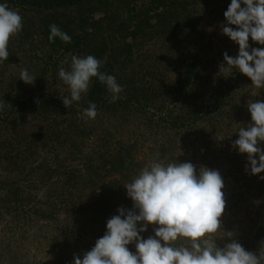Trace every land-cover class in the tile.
Masks as SVG:
<instances>
[{"label":"rangeland","instance_id":"obj_1","mask_svg":"<svg viewBox=\"0 0 264 264\" xmlns=\"http://www.w3.org/2000/svg\"><path fill=\"white\" fill-rule=\"evenodd\" d=\"M48 1L0 0L23 20L0 64V264L82 259L117 209H132L124 185L156 152L165 164L191 162L197 175L202 166L219 171L226 207L215 242L223 248L235 240L255 252L264 241L257 230L264 172H246L247 154L233 142L252 122L248 103L264 101V89L235 68L220 73L224 53L235 58L239 51L222 32L231 0H159L156 8H167L162 19L151 14L139 30L126 18L131 0L116 4L110 22L101 0L55 8ZM52 24L71 42L55 38L60 43L50 46ZM249 45L264 48L251 37ZM73 55H93L105 61L101 69L121 62L114 77L124 90L114 103L110 93L95 119L84 116L87 93L63 105L70 89L58 73ZM22 69L36 77L33 84L20 80ZM258 146L264 150V142ZM155 227L140 235L154 236ZM128 248L136 253L134 243Z\"/></svg>","mask_w":264,"mask_h":264},{"label":"clouds","instance_id":"obj_2","mask_svg":"<svg viewBox=\"0 0 264 264\" xmlns=\"http://www.w3.org/2000/svg\"><path fill=\"white\" fill-rule=\"evenodd\" d=\"M224 16L222 32L238 44L239 51L235 58L224 53L227 66L222 63L220 73H230L235 68L250 78L255 89H264V48L250 49L249 45L250 37L264 45V0H231ZM229 25L236 26V30ZM22 28L21 15L0 4V64L7 61L9 42ZM49 28L50 42L55 38L71 42V37L56 24ZM104 63L93 55H73L69 69H59V78L70 89V98H62L65 108L81 100L93 78L106 85L112 102L119 98L124 89L114 76L100 71ZM35 79L27 69L21 70L20 80L24 83L33 84ZM3 106L0 103V110ZM247 107L252 122L238 130L239 138L233 142V148L247 154L245 171L257 175L264 172V150L258 146L264 142V101L250 102ZM84 116L95 119L97 105L89 102ZM259 178L264 180V176ZM124 187L133 201L132 209L118 208V215L107 221L103 237L82 259L74 254L73 264H261L264 261V241L259 255L246 251L235 240L223 248L217 246L215 241L221 238V217L226 207L224 181L219 171L202 166L197 175L191 162L165 164L156 152L151 163ZM149 225L158 227L154 228V236L144 239L140 234ZM227 234L229 238L233 236L232 232ZM133 243L135 254L128 248Z\"/></svg>","mask_w":264,"mask_h":264},{"label":"trees","instance_id":"obj_3","mask_svg":"<svg viewBox=\"0 0 264 264\" xmlns=\"http://www.w3.org/2000/svg\"><path fill=\"white\" fill-rule=\"evenodd\" d=\"M81 1L82 0H49L46 3L51 4L50 8H55V7H62L64 5H76L78 3H81ZM120 1L121 0H101L99 6L101 9H103L102 12H103V15L105 17V22L113 21V19H114L113 13L116 15V12H115L116 10H114V8L116 7V4H118V2H120ZM161 1H163V0H161ZM161 1H159V0L154 1L153 0V2H150L148 4L146 0H131V8L128 7L126 18H128V17L130 18V14H131V21H133V20L135 21L134 27H137L138 30L141 28V24H142L141 22L142 21H143V24H145V26H146L147 21L149 22V20L152 19L151 14L156 16L155 19H157V22H158V20L162 19L161 16H162V14H164L166 12V9H167V8H164L163 9L164 11H162L161 8L160 9L156 8V7H159L158 5L161 4ZM163 3L165 5L166 1H163ZM35 5H39V4H35ZM40 5H42V4H40ZM125 5L128 6L129 4L125 3ZM50 8L47 7L46 10L50 9ZM160 10H161V12H159ZM109 14H112L113 16H110ZM149 14H150V16H149ZM159 22H161V21H159ZM58 43H60V41H58V40L53 41V42L49 41V45L52 47H54ZM124 46L128 47L127 45H123V47ZM132 49L133 48H131V51H132ZM123 57H126L125 53L123 54ZM118 58L119 57L114 58L113 61L106 63L104 65V68L101 69L100 71H102L108 75L114 76L115 75L114 74L115 65L121 64V62H120V64L117 62ZM120 58H122V54H121ZM114 63H116V64H114ZM109 96H110V92L107 90L106 85L101 84L98 79L93 78L92 83H91L89 90L87 92V96L84 100V104L82 105V108L87 109L89 107V102H93L97 106L100 104L99 105L100 107L104 106V105H106V103L108 101L107 98L109 99ZM110 101L112 102V99ZM216 101H218V99H216ZM115 102H117V100ZM112 103H114V102H112ZM127 103L128 102H125V105ZM260 195H261L260 200L263 202V204H262L263 206L261 207V211L264 214V192H260ZM260 219H261L260 223L257 226V227H259V229H257V230L259 232V237H261L264 240V215ZM260 245H258L257 249L255 250L257 255H259ZM262 264H264V261Z\"/></svg>","mask_w":264,"mask_h":264}]
</instances>
